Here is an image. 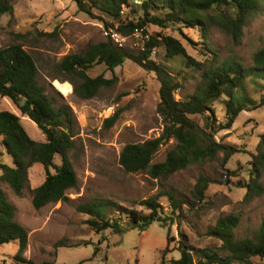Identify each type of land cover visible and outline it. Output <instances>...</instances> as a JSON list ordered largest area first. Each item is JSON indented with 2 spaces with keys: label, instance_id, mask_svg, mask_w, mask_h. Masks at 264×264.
I'll use <instances>...</instances> for the list:
<instances>
[{
  "label": "rangeland",
  "instance_id": "374dc122",
  "mask_svg": "<svg viewBox=\"0 0 264 264\" xmlns=\"http://www.w3.org/2000/svg\"><path fill=\"white\" fill-rule=\"evenodd\" d=\"M13 6L11 15L0 17V45L11 44L15 35L29 34L26 48L35 52L40 84L57 106L68 105L78 122L76 146L70 152L78 176V187L69 191V203L50 204L40 210L33 207V190L46 177L40 164L30 170L23 196H17L8 184L0 183L16 208V221L28 230L27 259L36 264H161L165 255V264H172V260L180 258L182 244L192 249L196 259L202 249L223 255L221 241L208 237L206 233L220 218L231 215L239 217V225L234 231L237 238L254 235L264 221V193L247 201L246 189L241 185L248 181L251 154H256L260 136L264 133V106L242 112L230 130H222L215 136L217 142L233 145L241 151L227 163L223 153H219L212 162L190 167L164 180H153L144 173H126L119 164L122 149L127 144L159 138L164 130V121L157 111L160 83L156 74L132 61H126L114 72L108 71L103 64H97L89 70V75L92 78L101 75L107 79L115 78L116 83L109 89H102L95 98L82 100L73 94L70 83L53 81L52 69L64 57L80 53L90 44L105 41L107 33L104 24L80 12L72 0H14ZM127 14L128 11L124 16ZM147 30L151 34L166 33L179 39L192 57L203 61L177 28L162 31L149 25ZM186 33L194 35L191 30ZM112 37L133 51L143 47L140 33L128 38L116 34ZM210 42L222 59L237 58L246 67H251L254 54L264 47V15L254 16L249 21L239 43L235 42L231 31L219 27L211 30ZM153 59L157 58L153 56ZM164 64L169 71H174L173 76L182 85L175 93L176 99L185 100L193 95L198 73L183 69L180 60ZM236 96L248 109L253 108V104H258L264 96V78L251 76ZM214 108L218 120L223 122L224 105L218 101ZM0 110L18 115L32 139L39 142L46 140L36 124L22 116L8 98L0 97ZM115 113H120V116L113 126L108 127L106 121ZM191 119L204 126L202 116L193 115ZM175 144L171 141L161 146L153 163L163 162ZM0 162L14 167L6 153L0 155ZM55 163L60 165V156L55 158ZM202 175L209 179V184L205 199L199 202L194 190ZM262 183L264 186V176ZM163 192H171L180 199V208L172 214L169 199L162 197V217L171 220L164 224L154 222L146 231L129 228L127 219L123 217L120 221L125 228L123 234H116L110 229L103 235L97 234L87 224L90 217L76 210L81 204L110 200L126 209L149 214L148 210L134 206L133 202ZM109 217L120 216L110 211ZM168 229L171 231V243L164 254L168 247ZM58 242L64 246L56 248ZM18 246V242L0 246V263L13 264ZM96 247L99 252L94 255ZM252 262L264 263L258 258Z\"/></svg>",
  "mask_w": 264,
  "mask_h": 264
},
{
  "label": "trees",
  "instance_id": "16d2710c",
  "mask_svg": "<svg viewBox=\"0 0 264 264\" xmlns=\"http://www.w3.org/2000/svg\"><path fill=\"white\" fill-rule=\"evenodd\" d=\"M78 10L104 24L107 38L97 44H90L84 51L68 55L57 63L52 71L53 81L70 83L73 94L82 100H91L102 89H109L116 83L115 78L104 76L92 78L89 70L103 64L110 72L126 61H132L148 72L156 74L160 83L158 114L164 121V130L159 138L143 143L127 144L120 154L119 164L129 174L144 173L153 180H164L190 167L212 162L223 153L227 163L241 151L229 144L217 142L215 136L222 130H230L238 116L244 111L264 106V96L258 104L248 109L237 100L238 93L251 76L264 78V47L253 56V65L246 67L237 58L222 59L210 42L214 27L231 31L235 42L240 41L243 29L254 16L264 15V0H72ZM14 0H0V17L12 14ZM128 11L126 16L125 12ZM155 26L162 31L171 27L177 31L202 56L203 61L192 57L183 43L166 33L151 34L147 27ZM193 31L190 36L186 31ZM136 33L142 37L143 47L130 50L113 39V35L128 38ZM55 34V33H54ZM43 35V34H41ZM29 34L15 35L14 41L0 45V97L8 98L22 116L36 124L45 136L44 142L30 137L21 119L15 113L0 110V155L11 157L14 167L0 162V183H6L17 196H23L30 170L37 164L44 167L46 177L33 190L32 205L40 210L50 204L69 203V191L78 187V176L70 158L76 146L78 122L68 105H58L47 94L39 82V64L35 52L26 48ZM155 56L157 59H153ZM180 60L186 71L198 73L196 90L189 98L177 100L175 93L182 88L164 62ZM55 88V87H54ZM218 101L225 107L223 122L218 120L214 104ZM199 115L204 126L191 119ZM115 113L106 121L111 127L118 120ZM175 141L176 144L161 163L153 160L161 146ZM60 156L57 165L55 158ZM248 181L241 185L246 189L245 200L260 197L264 193V133L260 136L256 154H251ZM209 184L206 176H200L194 190L199 202L205 199ZM162 197L170 201L172 214L177 213L181 200L171 192L134 201V206L149 211L129 210L110 200L101 203L81 204L76 210L88 215L87 221L97 234L103 235L108 229L123 234L122 218L127 219L131 229L146 231L154 222L166 223L162 217ZM120 217H109V212ZM16 208L9 201L0 185V246L18 242L19 248L13 257V264H36L25 257L29 244L28 230L16 221ZM239 217L231 215L220 218L206 235L221 241L223 255L210 249H202L197 259L192 249L181 245L180 258L172 264H253L258 258L264 261V221L252 237L237 238L235 229ZM168 229V251L171 243ZM56 244V248L62 245ZM99 248H95L97 255ZM0 264H7L5 261ZM40 264H54L43 262ZM161 264H165V255ZM264 264V263H263Z\"/></svg>",
  "mask_w": 264,
  "mask_h": 264
}]
</instances>
